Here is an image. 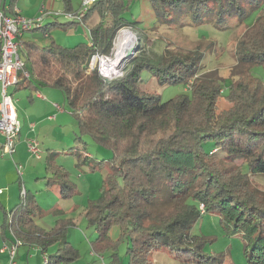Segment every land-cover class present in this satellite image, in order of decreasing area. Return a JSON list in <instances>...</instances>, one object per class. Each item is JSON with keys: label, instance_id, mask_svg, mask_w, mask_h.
I'll return each instance as SVG.
<instances>
[{"label": "trees", "instance_id": "16d2710c", "mask_svg": "<svg viewBox=\"0 0 264 264\" xmlns=\"http://www.w3.org/2000/svg\"><path fill=\"white\" fill-rule=\"evenodd\" d=\"M15 1L10 0V6ZM61 1L64 11L71 12V0ZM133 1L97 0L81 21L51 25L70 28L95 13L98 21L89 28L88 44L64 48L53 42L46 46L21 43L28 77L19 74L10 89L17 91L23 85L24 89L61 91L77 121V139L87 136L112 152L100 196L83 211L87 225L96 232L91 251L111 252L108 264H123L116 252L117 241L109 236L114 226L120 227L121 238H127L126 264H147L148 254L161 249L179 258L191 256L195 264H212L213 256L199 253L202 238L190 234L204 213L217 214L227 236H242L247 264H264V192L251 187L248 175L264 174V83L251 71L254 67L264 71V7L235 44L230 73L234 78L225 93L222 78L198 74L202 54L197 51L158 53L152 45L147 50L138 45L121 77L105 81L96 70L87 73L92 55L108 54L118 32L137 24L124 19ZM148 2L156 21L186 18L197 25L242 21L247 8L264 5V0ZM40 30L47 34L49 25ZM144 71L159 85L188 86L189 94L159 103L156 94L141 90ZM222 98L228 107L219 110ZM208 142L213 148L206 151ZM218 152L229 159H244L248 174L240 166L224 167L214 157ZM46 171L51 173L47 184L58 186L61 198L74 191L62 168L48 165ZM164 186L169 206L155 210L152 205ZM20 199L4 214L2 242L16 239L21 245L36 247L46 255L44 264L77 260L79 252L67 240L73 219L56 220L45 231L34 222L39 212L34 196L25 191Z\"/></svg>", "mask_w": 264, "mask_h": 264}, {"label": "rangeland", "instance_id": "374dc122", "mask_svg": "<svg viewBox=\"0 0 264 264\" xmlns=\"http://www.w3.org/2000/svg\"><path fill=\"white\" fill-rule=\"evenodd\" d=\"M71 1V13L75 14L78 11L80 13L81 0ZM260 3L255 9L247 8L246 18L242 21L233 19L220 25H197L186 18L165 23L156 21L155 14L148 0H135L131 3L129 12L124 15V19L126 23L137 22V24L123 28L118 33L119 36L122 33H131L137 40V46L144 45L145 50H147L152 45L153 49L158 53L163 52L165 49L175 53L197 51L202 54L198 74L214 73L222 78L224 80L223 90L226 93L232 81L231 79L234 78L230 73L235 65L233 56L235 44L246 28L252 25L259 9L262 6L264 7L262 2ZM243 6L245 5L243 4ZM43 8L46 10L45 7ZM63 19V17H60L58 21L62 22L65 20ZM97 21L98 16L92 14L85 22L77 24L76 28L59 27L50 29L47 32V37H44V33L39 30L32 33L25 32L20 37V42H35L39 46H46L53 42L64 48H73L79 43L88 44V26L93 25ZM67 33L79 35L80 39L78 36H72ZM145 39L148 41L146 42ZM20 56L23 57L22 51H20ZM124 61L120 60L121 63L119 64ZM120 68H124V65L120 66ZM251 71L264 83V71L262 68L254 67ZM86 72L89 73L90 71L87 70ZM140 79L142 81L141 90L156 94L159 103H164L179 94H189L188 88L184 84L159 85L157 79L147 71L141 73ZM40 88L44 101L56 102L64 112L59 116L55 112V117L58 116V118L51 121L47 120L45 115L41 117L44 121L42 130L39 131L38 124L36 125V138L40 147L41 160L36 161L27 152L28 162H24L23 177L18 178L21 184L24 183L29 197L31 195L34 196L39 207V212L34 216V222L43 230L49 231L53 228L56 220L73 219L74 227L68 229L67 240L78 250L79 258L66 264H108L111 252L101 255L91 253L90 242L95 240L96 232L92 226L87 225L83 217V211L89 202L98 199L100 196L104 178L109 172L112 152L108 148L96 144L87 136H80L81 140L77 139V121L69 112L64 94L59 90H52L48 87ZM49 90L53 91L55 96L51 95ZM27 93L28 91L20 89L12 94L18 109L19 120L20 122H25L22 129H26L28 124V120L22 118L30 102L26 96ZM226 107H228V103L222 98L218 102V109L221 110ZM40 114L41 112L39 111L38 115ZM204 148L206 151L211 150L213 143H206ZM85 154L89 155L86 159L83 157ZM214 157L221 161L224 167L231 165L240 166L242 171L248 174L244 159H229L220 152L215 154ZM13 160L18 162L16 161V155L11 158L8 156L1 157L0 153V167L4 173L7 171L5 178L9 182H14L16 178V174L13 171ZM48 165L62 168L66 172L69 182L74 184L75 189L74 191L72 189V193L69 192L67 198L60 197V188L58 186L54 184L49 186L47 184L48 179L46 177H51V173L46 171ZM11 170L13 171L12 179L9 173ZM248 175L251 187L264 192V174L249 173ZM167 189L164 186L163 190L158 194L152 205L153 209L166 210L168 208ZM20 202L21 199L19 197ZM4 214V209L0 205V227L3 224ZM190 234L202 238L199 253L213 256L215 260L212 264H247L244 255L245 242L242 236L240 234L227 236L221 219L217 214H201L197 222L193 224ZM109 236L113 241H117L116 252L119 254L123 264H126L127 238H121L119 226L112 227L109 231ZM1 244L2 240L0 238V246ZM147 264L195 263L191 256L184 255L179 258L175 253L161 249L148 254Z\"/></svg>", "mask_w": 264, "mask_h": 264}, {"label": "built area", "instance_id": "2783aa9c", "mask_svg": "<svg viewBox=\"0 0 264 264\" xmlns=\"http://www.w3.org/2000/svg\"><path fill=\"white\" fill-rule=\"evenodd\" d=\"M96 1L81 0L80 13L78 11L75 15L70 13H63V15L68 20L80 21L89 7ZM1 3L2 0H0V6ZM48 14L42 7L37 17L24 18L19 15L16 8H13L12 13L9 15L5 13L3 8H0V136L3 137V155H8L9 157H12L15 153L16 138L21 129L10 88L17 83L19 74L28 77L24 61L20 56L22 44L19 40L25 32L40 30L44 26L43 18ZM116 40L117 37L114 39L111 51L108 54H94L89 59L87 70L93 71L96 69L98 75L105 81H111L123 75V68H117L113 71L114 73L108 74L109 61L114 56ZM54 107L57 111L62 110L59 105H54ZM27 149L33 158L37 160L41 158L39 143L36 139L31 138L28 140ZM15 168L19 177H22V166L15 164ZM24 195L25 190L22 188L20 196L24 197ZM199 208L203 212V205H200ZM20 246L21 243L16 239L9 244L3 243L0 246V256L4 255L6 257L7 264H14L15 256ZM45 261L46 255L43 254V264Z\"/></svg>", "mask_w": 264, "mask_h": 264}, {"label": "crops", "instance_id": "0c3cea01", "mask_svg": "<svg viewBox=\"0 0 264 264\" xmlns=\"http://www.w3.org/2000/svg\"><path fill=\"white\" fill-rule=\"evenodd\" d=\"M9 3H10V0H2L0 8H3L5 13H7L8 15L12 13L13 8H16L19 12V15L21 17H24V18L37 17L40 14L41 8L45 7V9H46L45 11L49 14L43 18V25H49V29L59 28V26H56V27L51 26L52 24L58 25V24H61V23L67 22V21H71V20H68L62 13L64 11V6H63L61 0H16L14 5H12V6H10ZM64 13H70L72 15H75L77 12L74 14V13L65 11ZM60 17H63L65 20L63 19L64 21H62V22L58 21V20H60ZM72 21H75V20L73 19ZM93 25H91V26H93ZM91 26H88V30H87L88 37H89V28ZM76 27L77 26H75V27L72 26V28H76ZM33 31H36V30H33ZM33 31H30L29 33H32ZM39 31H41V30H39ZM67 34H70L72 36H78V38L80 39L79 35H73L71 33H67ZM83 35H84V33H83ZM22 36H23V34H22ZM44 37H47L46 33L44 34ZM21 51H22V48H21ZM20 89L28 91L26 96L30 100V102L28 103V109H25V111H26L25 115L22 117L23 119L28 120V124H27L26 129H22L25 122H23V121L20 122L19 117H18V120L21 124V129H20L19 135L16 138L15 153H14V155H16V161H18V162H14V160H13V167H14L13 171L16 174L15 181L9 182V180L7 178H5V173L7 171L4 173V171H2V169L0 167V190L2 191L0 193V205H1V207H3L4 213L9 212L15 205H17L19 203V197H20L21 189L23 188L26 191L24 183L21 184L18 180L19 175L16 171L15 164H20L22 166V171H23L24 162L25 163L28 162L27 161V159H28L27 158V152H28L27 142L31 138H34L37 140V138H36V130H37L36 125L38 124L37 127H38L39 131H41L43 123H44L43 118H41L42 116L45 115L46 119L51 121V120H55V118L57 119L58 116L61 115L62 112H64V110L62 108H61L62 109L61 111L56 110V108L54 107V105H58V104H56V102L50 103V102L44 101V98L42 96L43 94H42V92H40V89H41L40 87H39V89H35V88L24 89V86L22 85V86H20L19 90ZM14 92H16V90L15 91L10 90L11 94H13ZM49 93H51V95L55 96V93L53 91L49 90ZM32 99H35L36 101L32 100ZM15 107H16V105H15ZM16 110H17V116H18L17 107H16ZM39 111L41 112V114L42 113L43 114L38 115ZM55 112L58 114V116H56V117H55ZM22 131H23V133H22ZM2 145H3V137L0 136L1 157L8 156V155H3ZM35 160L40 161L41 158L39 160H37V159H35ZM13 171L12 170L9 171V173L11 174V179H12ZM22 177H23V175H22ZM10 237H11V235H10ZM2 243H4V242H2ZM91 253L93 254L92 251H91ZM14 261H15L14 264H43V255H41L40 251L36 247H33V246L29 247V246L23 245V246L19 247V249L17 250L16 258ZM0 264H7V259L5 256H0Z\"/></svg>", "mask_w": 264, "mask_h": 264}, {"label": "bare ground", "instance_id": "6f19581e", "mask_svg": "<svg viewBox=\"0 0 264 264\" xmlns=\"http://www.w3.org/2000/svg\"><path fill=\"white\" fill-rule=\"evenodd\" d=\"M120 35L121 36H119V33L117 35L114 56L109 61V70H108L109 72H108V74L114 73L113 71L121 66V64H119V63H121L120 60L126 61L128 59L126 56V50L134 44V38L135 37L131 33L127 32V33H122ZM117 44H118V46H117ZM135 45H136V43H135Z\"/></svg>", "mask_w": 264, "mask_h": 264}, {"label": "water", "instance_id": "95a60500", "mask_svg": "<svg viewBox=\"0 0 264 264\" xmlns=\"http://www.w3.org/2000/svg\"><path fill=\"white\" fill-rule=\"evenodd\" d=\"M136 41L137 40L134 38V44L126 50V56L128 60L124 61V63H122L121 66L128 64L136 56L138 49H139V46H137Z\"/></svg>", "mask_w": 264, "mask_h": 264}]
</instances>
